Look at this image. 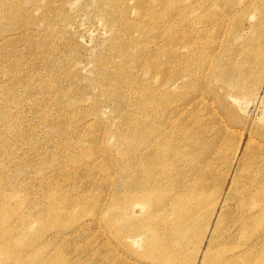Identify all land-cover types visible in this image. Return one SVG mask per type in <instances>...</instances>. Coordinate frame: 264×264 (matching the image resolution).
<instances>
[{"label": "rangeland", "instance_id": "rangeland-1", "mask_svg": "<svg viewBox=\"0 0 264 264\" xmlns=\"http://www.w3.org/2000/svg\"><path fill=\"white\" fill-rule=\"evenodd\" d=\"M263 65L264 0H0V264H264Z\"/></svg>", "mask_w": 264, "mask_h": 264}, {"label": "bare ground", "instance_id": "bare-ground-1", "mask_svg": "<svg viewBox=\"0 0 264 264\" xmlns=\"http://www.w3.org/2000/svg\"><path fill=\"white\" fill-rule=\"evenodd\" d=\"M168 38V37H167ZM158 46V45H157ZM158 49V48H157ZM160 49V48H159ZM161 50V49H160ZM153 51V50H152ZM154 53H156V52H154ZM156 55V54H155ZM152 56L153 58H156V56ZM241 55V54H240ZM243 55V54H242ZM242 57V56H241ZM244 57H245V54H244ZM249 57V56H248ZM240 58V57H239ZM150 59H151V56H150ZM234 59V58H233ZM152 60H154V59H152ZM151 60V61H152ZM240 60V59H239ZM247 61H248V59H246ZM249 60H250V58H249ZM242 61V60H241ZM240 61V62H241ZM245 61V60H244ZM253 60L251 59L250 60V62H252ZM153 62V61H152ZM239 62V61H238ZM246 62V61H245ZM245 62H244V64H245ZM249 62V61H248ZM247 62V63H248ZM231 63L232 64H234L235 62H232V60H231ZM242 63V62H241ZM246 63V64H247ZM150 64V63H149ZM154 64V63H153ZM240 64V63H239ZM156 65V64H155ZM220 65H221V63H219V65H217V67L219 68L220 67ZM228 65H231L230 63H227V64H225V66H223L222 67V69H224V70H227L228 71ZM236 64H234V66H235ZM241 65V64H240ZM250 65H251V63H250ZM233 66V65H232ZM231 66V67H232ZM153 67H154V65H153ZM230 67V66H229ZM233 68H235V67H233ZM237 68V67H236ZM241 67L239 66L237 69L239 70ZM248 68H249V66H248ZM248 68H245V69H240L242 72H243V74H244V76L246 77V78H250L251 77V75H249L248 76V74H249V72H251V71H249L248 72ZM232 69V68H231ZM251 69V68H250ZM234 70V69H233ZM236 70V69H235ZM238 72V71H237ZM240 73V72H239ZM231 74V73H230ZM224 76V78L223 79H226L227 77H229L228 75H227V72L226 73H224L223 74ZM241 76H243V75H241ZM240 76V77H241ZM263 77H264V65L261 67V70H260V74H259V76H257V77H255V78H257V81H255V83H260L261 82V79H263ZM243 79V81H244V79L245 78H242ZM242 79H240V81L242 80ZM248 80V79H247ZM249 81V80H248ZM247 81V82H248ZM245 82V81H244ZM254 82V81H253ZM256 84V85H257ZM254 85V84H253ZM255 85V86H256ZM210 214H209V216L206 218V219H204V221H203V229H204V231H203V233H204V235H206V233H208L209 231H210V229H211V222H212V220H213V218L216 216V213H217V210L215 209V208H213V209H211L210 210ZM217 217V216H216ZM220 219V218H219ZM185 234H187L186 235V240H184V245H185V247H186V245L189 243V241H190V235H189V232L188 231H186L185 233H183V235H185ZM213 238V237H212ZM183 240V239H182ZM209 241H210V239H209ZM212 241V240H211ZM203 243H201V245H202ZM184 247L182 248V249H180L181 250V252H183L184 250ZM222 263L223 264H235V263H232V262H227V258L226 259H223V261H222Z\"/></svg>", "mask_w": 264, "mask_h": 264}]
</instances>
